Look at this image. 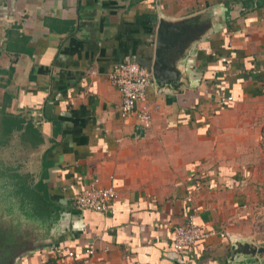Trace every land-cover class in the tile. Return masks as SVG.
I'll return each instance as SVG.
<instances>
[{"label": "crops", "instance_id": "crops-1", "mask_svg": "<svg viewBox=\"0 0 264 264\" xmlns=\"http://www.w3.org/2000/svg\"><path fill=\"white\" fill-rule=\"evenodd\" d=\"M263 14L264 0H0V159L48 211L9 264H264ZM160 29L141 129L107 73L153 72ZM96 180L116 190L108 213L75 206ZM191 208L213 234L176 252Z\"/></svg>", "mask_w": 264, "mask_h": 264}, {"label": "built area", "instance_id": "built-area-1", "mask_svg": "<svg viewBox=\"0 0 264 264\" xmlns=\"http://www.w3.org/2000/svg\"><path fill=\"white\" fill-rule=\"evenodd\" d=\"M262 20L264 21V14ZM107 79L120 94V117L122 119L133 117L137 127L150 128L152 115L146 104V95L152 82V72L137 63L123 62L107 73ZM216 96L220 105H227L234 101L233 96L223 91H218ZM139 103L143 105L139 107ZM115 198L116 190L113 186L103 187L96 180L76 197L75 206L81 211L108 213ZM211 234L203 232L196 224V210L191 208L185 223L174 228L170 245L176 252H181L194 247ZM92 253V250H86L87 255L90 256ZM69 256H72V253H69Z\"/></svg>", "mask_w": 264, "mask_h": 264}, {"label": "trees", "instance_id": "trees-1", "mask_svg": "<svg viewBox=\"0 0 264 264\" xmlns=\"http://www.w3.org/2000/svg\"><path fill=\"white\" fill-rule=\"evenodd\" d=\"M0 131L4 136L3 125H0ZM4 143L5 140L0 139V146ZM24 184L23 174L0 159V264H9L31 244L41 240L43 223L40 216L48 211L31 212L32 209L27 208L23 202Z\"/></svg>", "mask_w": 264, "mask_h": 264}, {"label": "water", "instance_id": "water-1", "mask_svg": "<svg viewBox=\"0 0 264 264\" xmlns=\"http://www.w3.org/2000/svg\"><path fill=\"white\" fill-rule=\"evenodd\" d=\"M166 39L167 38H166L165 32L160 29L157 35L155 60H154V66H153V72H152L154 79H157L158 73H160V71L165 68L161 56L164 50H166L168 47L166 44Z\"/></svg>", "mask_w": 264, "mask_h": 264}, {"label": "rangeland", "instance_id": "rangeland-1", "mask_svg": "<svg viewBox=\"0 0 264 264\" xmlns=\"http://www.w3.org/2000/svg\"><path fill=\"white\" fill-rule=\"evenodd\" d=\"M260 145H261V148L264 152V127L262 128V131H261V143H260ZM7 154H8V156L10 155V153H7ZM16 160H17V156H16Z\"/></svg>", "mask_w": 264, "mask_h": 264}]
</instances>
